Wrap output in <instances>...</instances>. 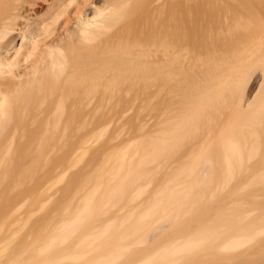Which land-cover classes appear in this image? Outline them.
Segmentation results:
<instances>
[{"label": "bare ground", "instance_id": "1", "mask_svg": "<svg viewBox=\"0 0 264 264\" xmlns=\"http://www.w3.org/2000/svg\"><path fill=\"white\" fill-rule=\"evenodd\" d=\"M37 3L0 0V264L264 259V0H93L22 69ZM125 116L134 133L107 139ZM116 195L150 205L128 227L85 217Z\"/></svg>", "mask_w": 264, "mask_h": 264}, {"label": "rangeland", "instance_id": "2", "mask_svg": "<svg viewBox=\"0 0 264 264\" xmlns=\"http://www.w3.org/2000/svg\"><path fill=\"white\" fill-rule=\"evenodd\" d=\"M92 1L93 0H73V1L72 0H38V3L36 5H34L33 7L35 8L36 11H39V12L37 14H35L34 16H31L29 23L27 25H25V30H27L28 27L30 26L33 29L34 33L31 35L30 33L26 34V32L24 31L22 33V35H19L17 37L15 43H14L15 46L9 52V57L14 58L18 54V50L20 49L21 45L28 40V43H26V46H22L19 57L21 59V68L22 69L25 66L30 65L31 61H33L35 59V57L40 55L42 51H44L48 48L49 43L57 41L59 38L64 37L69 32V30L75 25L76 17L81 13V11H86V10L90 11L91 10V7L93 6ZM22 20H25V18H23ZM45 29H47V31H45ZM30 51H33V53L30 56H28L30 54ZM150 116H151L150 112H147L145 115H140V116H137L135 118L130 117V116H125L123 118L122 124L120 125L118 130L116 132L115 131H109L105 134V136L108 139V137L111 136L113 133H117L121 137L126 138L130 134L134 133V131H135L133 128V124H134L133 119L134 120H137V119L140 120V119H143L144 117H146L147 120L149 121ZM143 197L144 196L132 198L130 196L121 197L118 195H116V196H105V197L104 196L103 197L102 196L101 197L96 196L95 198H93V202H94L93 207L91 209H89V211L86 213L85 217L87 219L95 222V223L99 222L98 220H100L102 217H113L114 219L118 220L119 223H122L123 220L125 219V217H127V216L130 217L131 220H135L138 216V212L141 209H143V207H145V206L148 207L150 205V202L148 200H145L143 205L138 206L135 209V211L132 210L133 209L132 206L134 205V203L139 202ZM155 199L156 198H154V200ZM60 201H61V203L62 202L63 203L69 202V205L71 206V208L69 209V212L64 214V215H66L65 218L70 217L71 214H74L76 212L77 213L80 212L81 209L84 208V199H82L81 196L61 197ZM61 203H60V205H61ZM129 205H130V207H129ZM131 207H132V209H131ZM64 209L65 208H62L61 206L57 210H53V211L45 208L42 211V214L44 217L45 216H56L55 218H58L61 215H63ZM85 212H86V209H85L84 213ZM170 214L173 215V212L172 213L170 212ZM162 218L163 217L157 218L155 223L160 222V220H162ZM54 219L52 218L50 220H54ZM155 223L153 224V226L154 227L156 226L155 228H157L156 229L157 231H161L162 239L169 237L171 233L174 234L176 232L181 231V230L179 231L178 224H176L172 228L164 229V227L158 228L157 227L158 224L155 225ZM122 224H125V223H122ZM127 224H129V223L125 224L128 227L129 225H127ZM115 226H118L117 223ZM115 226H113L112 228H109L110 229V230H108L109 232L108 231L106 232L109 234V236H110V233L112 231H113L112 233L118 234L119 232H125L122 230H126V228H127L126 226H124V227L118 226V227H120V229H122V228L123 229L120 230L117 227V229L115 228V230H114L113 228ZM184 226L185 225H183V227ZM186 226L184 228H187ZM183 227L180 226V229H182ZM111 229H113V230H111ZM117 230H119V231H117ZM28 231H29L28 253L30 254V253H32L31 251L34 248V246L31 245V240L33 239V235L34 236L36 235V230L34 231V229H32V227H29ZM114 231H116V232H114ZM108 234L105 236V238L108 236ZM263 235H264V232L260 233L258 235V237H262ZM111 236H113V235H111ZM115 236H113V238ZM110 239H106V240L109 243H111L113 241V239L112 240H110ZM66 240H67L66 243H68L70 240L72 242L73 235H72V238L68 237ZM119 241H121V240H119ZM104 242H105V240H104ZM108 242H107V246L113 245V242L109 245H108ZM248 244H247V246H250L251 241H249ZM262 244L263 243H261V244L257 243L258 247L257 248L254 247V249L255 248L259 249V245L264 247V245H262ZM104 245H106V244L104 243ZM146 246H147V244H146ZM137 247H143V246H142V244L141 245L139 244ZM263 247H261V248L263 249V252H264ZM105 248H108V247H105ZM244 248H245V246H244ZM256 249H255V251H256ZM260 250H258V252L261 254L262 250H261V252H260ZM248 251H247L246 256L250 255V254H248ZM250 252L251 251H249V253ZM227 254L226 255L223 254V256L226 257ZM263 254L264 253H262V256L264 257ZM237 255L232 256L230 254L228 256H230L233 259L234 256L236 257ZM242 255H245V254H242ZM252 255H250V256H252ZM246 256H244V257L246 258ZM230 257H229V259H230ZM259 257L262 258L260 255H258L256 257L254 256L252 259H250V257H249L248 258L249 262H247L248 261L247 258L245 259L247 261H245L244 258L242 259L241 257L239 258V256H238L237 258H239L240 261L241 260L242 261L240 263V261H238V259H237V260H235V262L237 261L240 264H242V263H245V264L246 263H248V264H251V263L255 264L256 263L257 264V261H261ZM121 259H122V257L120 258V260H117L116 262H112V263L108 262V263L109 264H123L124 262H120ZM217 259L218 260L215 263H218L219 259L221 260L222 257H218ZM229 259L223 258V260H226V261H228ZM255 259H257V260H255ZM127 261L125 260V262H126L125 264L128 263ZM221 261H220V263H221ZM226 261H224V262H226ZM263 261H264V259H263ZM213 262L214 261H210V262H207L206 264H210V263L212 264ZM224 262H223V264H224ZM233 262H234V260H233ZM233 262H231L229 260L228 264H233ZM235 262H234V264H237V262L236 263ZM260 263L261 262H259L258 264H260ZM263 263L264 262H262V264ZM149 264H152V263H149ZM171 264H184V260L180 258L179 260H177Z\"/></svg>", "mask_w": 264, "mask_h": 264}]
</instances>
